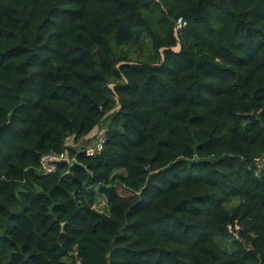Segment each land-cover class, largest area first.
I'll list each match as a JSON object with an SVG mask.
<instances>
[{"label":"trees","instance_id":"trees-1","mask_svg":"<svg viewBox=\"0 0 264 264\" xmlns=\"http://www.w3.org/2000/svg\"><path fill=\"white\" fill-rule=\"evenodd\" d=\"M262 155L264 0H0V264H264Z\"/></svg>","mask_w":264,"mask_h":264},{"label":"built area","instance_id":"built-area-1","mask_svg":"<svg viewBox=\"0 0 264 264\" xmlns=\"http://www.w3.org/2000/svg\"><path fill=\"white\" fill-rule=\"evenodd\" d=\"M181 25H183V22L180 19H178L176 21V28H179ZM98 151H99V147L96 144L93 147H88L85 150V153L87 155H93L94 153H96ZM64 160H65L64 156H62V155H53V154L44 155L40 158V161H39L40 169L43 172H47V173L51 172L54 170V163L64 161ZM253 166L255 169V173L260 172L261 170H264V155L254 159Z\"/></svg>","mask_w":264,"mask_h":264},{"label":"rangeland","instance_id":"rangeland-1","mask_svg":"<svg viewBox=\"0 0 264 264\" xmlns=\"http://www.w3.org/2000/svg\"><path fill=\"white\" fill-rule=\"evenodd\" d=\"M103 127H104V123H101L99 127H97L91 132V134L84 137V139L77 144V147L86 145V144L88 145L91 141H95V140L97 141L98 135L96 136V134L101 132ZM93 207L98 212H103V213L106 212V203H105L104 198L101 195L96 196L94 203H93Z\"/></svg>","mask_w":264,"mask_h":264}]
</instances>
